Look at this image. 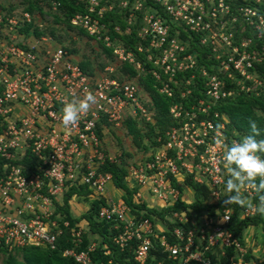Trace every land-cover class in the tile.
Segmentation results:
<instances>
[{
    "label": "built area",
    "instance_id": "built-area-1",
    "mask_svg": "<svg viewBox=\"0 0 264 264\" xmlns=\"http://www.w3.org/2000/svg\"><path fill=\"white\" fill-rule=\"evenodd\" d=\"M76 1L84 10L73 13L69 24L103 42L119 64L130 63L137 75L143 71L142 61L133 50L112 41L103 19L109 12L124 13L125 28L113 26L114 32L122 34L131 31L138 17L137 35L146 44H137L136 50L154 65L150 72L160 81L159 92L176 99L169 107L174 123L155 138L148 153L126 165L124 179L134 188L132 201L144 202L146 193L160 203V209L184 201V191L178 186H183L188 174L207 184L213 199L220 200L226 173L221 159L224 149L216 141L229 144L237 139L226 133V114L218 110V103L241 91L264 97V74L260 76L257 67L264 66V0ZM50 5L54 11L58 3L51 1ZM169 20L175 24L174 35ZM31 22L37 24L39 34L32 32L33 26L25 31ZM43 23L25 5L18 9L0 6V158L4 173L0 176V252L26 245L54 249L70 223L57 210L63 204L57 196L63 198L69 188L84 186L91 201L100 200L97 217L113 221L117 230L113 243L123 249L135 240L134 259L143 264L152 235L163 228L147 217H128L131 211L124 200L111 199L106 193L111 173L101 171L105 162H116L115 156L103 150L105 130L121 128L127 117L151 119L152 112L140 99L137 75L112 77L115 64L105 66L104 75L97 77L83 70L56 43L55 34L41 30ZM181 31L185 38L180 37ZM197 54L205 57V63H199ZM195 88L200 95L192 101ZM89 92L96 102L75 126L64 127L63 103ZM99 122L101 135L96 129ZM29 158L35 160L34 171L22 163ZM241 192L247 199L241 216L255 214V192L250 188H241ZM215 214L185 229L184 212H172L179 224L170 230L174 241L159 236L162 251L180 264H210L206 253L224 256L225 248L231 247L234 255L229 264H248L243 260L244 245L229 229L231 210L224 208ZM70 236L74 245L79 244L80 226L71 227ZM95 246L91 242L86 250L65 248L63 255L92 264L89 252Z\"/></svg>",
    "mask_w": 264,
    "mask_h": 264
},
{
    "label": "trees",
    "instance_id": "trees-1",
    "mask_svg": "<svg viewBox=\"0 0 264 264\" xmlns=\"http://www.w3.org/2000/svg\"><path fill=\"white\" fill-rule=\"evenodd\" d=\"M25 9L33 14V11H38L42 13L44 8L52 14L53 22L48 23L45 26V30L53 34L59 27L65 26L70 30H78L81 34L86 35L83 29L80 27H74L69 24V17L77 12L83 11V4L77 2L76 0H25ZM55 1L58 3L57 8L53 11L51 9L50 2ZM164 16L163 12L160 11ZM103 21L106 22L109 32L111 33L112 41H119L126 49L133 50L136 53V57L142 61L143 71L137 75V71L134 67L128 63L123 62L118 65L119 72L124 75L135 76L137 75V82L141 86L142 90L148 96V103H146L147 108L152 112V120L146 121L142 118L143 125L139 126L135 118L127 117L124 120L127 133L131 137V141L138 147L145 149V145L142 144L144 138H151V144H156L155 138L159 135H163L164 130L174 123V120L169 115V107L176 100L175 97H167L165 94L159 92L160 81L156 80L151 74L150 70L154 65L145 59L144 53H139L136 50V46L139 43L143 45L146 44V39L141 38L137 35V29L140 26L139 18L137 17L131 24V31L129 33L118 34L114 32L113 26L118 24L122 29L125 28L124 13H106ZM170 28V34L174 35L175 24L170 20L167 22ZM59 25V26H58ZM34 34H39L37 24L29 23L25 27V31H28L31 27ZM44 32V30H42ZM180 37L185 38V33L181 31ZM102 47L103 52L110 57L111 49L104 46L103 42H99ZM192 48L197 51L202 50L194 45ZM70 53H75L76 49L74 47L67 48ZM190 50V48H189ZM199 63H205V57L197 54ZM78 64L83 70H87L92 74V60L83 58L78 61ZM103 66L100 64L99 66ZM260 76L264 74V66L257 64ZM199 86V85H197ZM196 86V87H197ZM178 94L177 92H175ZM200 92L195 88L190 96V100H194L195 96H199ZM185 103V101H184ZM218 110L226 114V133L231 136V134L239 140L245 135L249 134V122L255 121L257 127L260 131V135L257 139H264V97L250 95L243 93L242 91L234 96H228L223 98L220 103H218ZM101 122L105 123V120ZM97 125V132L99 135L102 134V126L100 123ZM124 125V124H123ZM145 127V128H143ZM102 138V137H101ZM3 159L0 158V176L3 175V169L1 168V163ZM22 163L29 168V171L35 170V160L34 159H23ZM101 171L109 172L112 176V183L116 188L123 190L122 198L124 202L130 207V211L133 214L135 220H140L145 217L149 218L156 223L157 221H163V230L155 231L152 235V246L149 249L146 261L143 264H180L178 259L173 260L167 256L165 252L162 251L159 244V236L164 234L170 241H174V237L171 235L170 230L174 225L179 224L176 219L172 218L169 220L172 212L183 211L185 216H187V221L182 224V226L187 229L192 225H198V223L205 217L215 216L216 210H221L228 208L231 210L229 229L232 231L233 235H237L240 239L242 245L243 237L242 230L249 226H259L261 232L264 236V219L261 213L256 211L255 214L249 216H241V211L246 204V198L241 192L242 197L245 201L243 205L232 203L224 204L226 196L229 195L228 192L224 193L220 200L215 201L213 196H211L210 187L204 183H198L193 180L192 176L188 174L183 181V186H178L179 189L183 187L191 189L192 198L190 201L185 202L179 200L173 206L165 209H156L147 207L145 203H135L132 201L133 188L128 187L125 182L126 175V165L123 161L121 162H105L101 166ZM225 180L227 175H224ZM176 185V184H175ZM74 194L86 196L88 190L84 186L71 187L63 195L61 206H57L58 212L62 215V218L67 219L69 227L64 228L62 233L58 236L56 241V247L50 249L44 246L26 245L23 247H18L12 251H7L6 249H1L2 256L0 264H80L76 262L73 257L63 255V250L65 248H74L76 251L86 250L91 242L96 244L95 248L89 252L92 260V264H139L134 259V249L136 241L132 240L128 246L123 249H119L112 241V236L116 233V229L113 227V221H107L104 219H99L97 217V210L99 201L98 199L92 200L89 208L79 216L73 215L70 211V206L68 200ZM252 201L258 204V194L255 193L252 197ZM87 221V229L81 228V242L74 245L72 242V237L70 236L71 227L77 226L80 220ZM157 219V220H156ZM108 249V253L105 250ZM211 257L210 264H229L230 256L234 255L233 248H225V255H219L218 253H206ZM253 260V264H264V257L257 258L246 251L243 254V260L249 262ZM189 264H198L197 262L190 261Z\"/></svg>",
    "mask_w": 264,
    "mask_h": 264
},
{
    "label": "rangeland",
    "instance_id": "rangeland-1",
    "mask_svg": "<svg viewBox=\"0 0 264 264\" xmlns=\"http://www.w3.org/2000/svg\"><path fill=\"white\" fill-rule=\"evenodd\" d=\"M25 0H0V6L3 8L6 7H17L21 8L22 6H26ZM33 15H35V19H39V21L43 20L44 23L41 27V30H44V32H48L45 30V26L48 23L53 22V17L50 12L47 11V8L45 7L42 13H39L38 11H33ZM59 26V25H58ZM59 30L57 29L53 34L56 35V43L61 44L64 46V48H72L74 47L76 49L75 53H71V57L74 61L78 62L82 60L83 58L92 60V74L94 76H102L104 75V67L107 65H114L115 67L113 69V72L110 73L112 77H116L119 79H130L131 77L128 75L121 74L119 72L118 64L119 62L116 61V59L110 55V57H107V55L103 52L102 47L99 45L98 42L94 41L92 38L88 37L87 35L81 34L78 30H70L66 28L65 26L60 25ZM50 33V32H49ZM55 43V44H56ZM69 51V49H67ZM100 64H103V66H99ZM137 80V79H136ZM140 99L142 104L147 108L146 103H148V96L146 93L142 90L140 86ZM148 109V108H147ZM135 120L138 122L139 126L143 125L142 117L137 115L135 117ZM151 122H153V117L151 115ZM145 128V127H143ZM152 139L151 138H144L142 141V144L145 145V149L142 147L136 146L132 141L130 135L127 133V129L124 125L115 130L108 128V130H105L104 136L102 137V147L103 150L108 153L109 155L116 157V162L123 161L125 165H127L129 162L138 160L140 157L144 156L146 153H148L151 148ZM110 184V183H109ZM183 185V183H182ZM183 193L186 195L187 193V200H191L192 197V191L191 189H188L186 187H183ZM224 193H226V189L223 190ZM107 192V190H106ZM63 194V193H62ZM58 202H61L62 195L57 196ZM79 208L76 207L75 209L77 211H84L83 208V202L79 201ZM69 204V203H68ZM157 208H160V204L157 205ZM172 218V215L170 216L169 220ZM159 222V221H158ZM251 231L248 229L250 233H248L249 238L252 239L257 246V250H259L260 244H262V233L261 229L259 230V226L254 228H250ZM257 229V231L255 230ZM258 235V237H257ZM250 245H247V247ZM244 249L246 247L244 246ZM250 249H246V251H249ZM2 253H0V261H1ZM248 264H253V260L251 259Z\"/></svg>",
    "mask_w": 264,
    "mask_h": 264
},
{
    "label": "clouds",
    "instance_id": "clouds-1",
    "mask_svg": "<svg viewBox=\"0 0 264 264\" xmlns=\"http://www.w3.org/2000/svg\"><path fill=\"white\" fill-rule=\"evenodd\" d=\"M96 102L92 93H85L82 98L73 97L63 103L61 123L64 127L75 126L82 114ZM260 131L255 121L249 122V134L229 144L222 140L216 143L223 147L222 164L227 175L224 187L229 195L224 204L245 203L241 188L252 189L258 194L256 211L264 214V139H257ZM228 219V217H224Z\"/></svg>",
    "mask_w": 264,
    "mask_h": 264
},
{
    "label": "crops",
    "instance_id": "crops-1",
    "mask_svg": "<svg viewBox=\"0 0 264 264\" xmlns=\"http://www.w3.org/2000/svg\"><path fill=\"white\" fill-rule=\"evenodd\" d=\"M126 184L128 185V183H126ZM128 187H130V186L128 185ZM130 188H133V187H130ZM106 193H107L109 198L118 200V199L122 198L123 190H121L119 188H116L113 185V183H110V184L107 185V192ZM144 199H145V201L142 202V203H145L147 207H151V208L153 207V208L158 209L157 205L160 204V203L155 201L154 198L150 197V195H148L146 193ZM79 201L83 202V205H84L83 208L85 209L84 211H80L79 212V211L76 210L77 209L76 207L79 208V204H80ZM184 201L185 202L189 201V200H187V193L185 195V200ZM68 203H69V206H70V211L73 213V215L79 216V215L84 213L89 208L90 203H91V199L88 196V194L86 196H83V195L82 196L81 195L73 196L72 195L70 197V199L68 200ZM159 210H160V208H159ZM127 216L128 217H133V214L131 212H129V214ZM155 224H156L157 228H160V227L163 228V224L164 223H163V221L160 220L159 222L157 221ZM78 225L80 227H82L83 229H87V226H88L87 221L84 220V219L80 220ZM252 227L256 228L258 226H249V227L243 228V230H242L244 246L246 247V249H250L248 252L250 254H252L253 256H255L257 258H263L264 257V236H263V234H261L262 235V244H260V246H259L260 249L257 250L256 243L252 239H250L249 235H248V233H250L248 231V229L251 231L250 228H252ZM255 230L257 231V229H255ZM259 230H260V227H259ZM257 237H258V235H257ZM247 245H250V246L247 247Z\"/></svg>",
    "mask_w": 264,
    "mask_h": 264
}]
</instances>
